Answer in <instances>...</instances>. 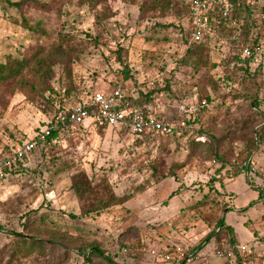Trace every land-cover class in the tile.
Wrapping results in <instances>:
<instances>
[{"label":"rangeland","instance_id":"obj_1","mask_svg":"<svg viewBox=\"0 0 264 264\" xmlns=\"http://www.w3.org/2000/svg\"><path fill=\"white\" fill-rule=\"evenodd\" d=\"M150 1L107 0L91 7L81 0H0L1 61L59 45L57 57L63 60L49 79L54 92L42 97L27 96L10 83L0 86V151L36 139L60 103L70 105L89 89L117 86L126 66L130 89L157 87L169 93L166 115L179 127V133L139 137L119 125L95 127L88 121L50 141H36L23 168L0 189V264H87L83 253L90 243L118 264H171L164 259L167 253L194 255L193 264H236L225 232L194 251L220 217L234 229L243 264H264V196L259 198L264 132L253 133L264 118V0H246L251 20L241 28L240 19L232 34L220 27L217 32V22L212 23L214 69L181 63L187 45L184 4L178 1L165 12L141 10ZM37 24L45 33L28 26ZM247 47L254 55L242 58ZM233 55L252 60L241 69L227 63ZM181 103L196 105L195 116L209 103V113L188 123V116L177 114ZM205 130L226 135L221 148L228 159L246 145L254 150L251 185L246 169H222L208 156L213 138ZM200 136L204 140L197 141ZM77 174L91 190L84 200L72 188ZM112 195L129 199L90 211ZM13 232L55 244L44 252L14 254ZM91 258V264H109L100 256Z\"/></svg>","mask_w":264,"mask_h":264},{"label":"trees","instance_id":"obj_2","mask_svg":"<svg viewBox=\"0 0 264 264\" xmlns=\"http://www.w3.org/2000/svg\"><path fill=\"white\" fill-rule=\"evenodd\" d=\"M81 1L83 3L88 4L91 7H95L98 4L103 3L104 1H107V0H81ZM178 1L184 4L186 8V17L188 19V25L187 27H185L187 45H186V50L181 58V63L183 64L194 63V66H196V69L200 67H208V68L214 69L215 67H217V63L216 62L213 63L210 61V53L215 48L214 36L217 34L219 27L221 28V30H223L224 28L229 29V32L232 34L235 29V27L233 26L240 19L243 20L241 28L247 27L252 17V9L250 5L246 3V0H215L213 4L214 9L211 11V15L216 19V22H217L216 27L218 28L217 30L216 29L215 30L217 32L214 31L211 34H207L204 40L195 42V41H192L190 38V34L193 28L192 21H191L190 0H151L147 5L141 6V10L159 9L162 12H165L167 9H169L170 6H174L175 3ZM224 2H228L231 5L228 17H222V14H221L222 13L221 7H222V3ZM11 4L13 6L20 5L19 2H13ZM104 14L105 16H107L106 13ZM24 21L27 24L26 20ZM28 26L32 30H37V31H41L42 33H45V30L43 27H41V25L37 24L35 26H30V25ZM235 39H237V37ZM64 40L67 41L68 45L70 44V41H69L70 37H67ZM59 47L62 48V45H59ZM59 47L54 46L49 51H39L35 53L32 57H28V58H18V57H13L11 55H8L4 61L0 60V86L4 84H8V83L13 84L18 90H20L27 96L34 94V95H38L42 97L47 91L54 92V90L49 85V79L52 76L53 67L57 63L63 62L62 58L57 57L59 50H60ZM82 48H84L83 45H82ZM250 60H252L251 57L248 59L242 60L238 58L237 56L233 55L232 57L228 58L227 63L228 64L231 63L235 65V62H236L239 68L245 69L244 63L248 64ZM245 71H247V69ZM129 78H131V75H130L128 67L126 66L125 71H123L121 76H119L121 83H119L117 86L127 87V84H128L127 79ZM160 93L161 91L157 87L142 88L140 86L137 89V96L134 97L130 95L129 98L131 99V101L141 104V103L152 101ZM207 102H211L209 97L207 99ZM256 104H257L256 102L251 103V108H254ZM65 105L66 104L60 103L57 107V111L61 109L62 107H64ZM208 107H209V103L200 105L199 113L197 114V116L192 115L189 118L188 123L198 122L200 118L199 117L200 114H204L205 112L207 113L209 111ZM167 112L168 111L166 109L165 113L167 114ZM177 114L179 115L178 111H177ZM262 115L264 117L263 113ZM192 117L194 118L192 119ZM260 121L262 122H258V124L260 125L261 128L258 130V126L255 125L253 127V133L259 132L260 134L261 132H264V118H262ZM243 124H246V122L244 121ZM98 126L104 127L108 125L98 124L95 127H98ZM209 127L213 129L214 124H210ZM205 131L209 132V134L213 138V142L206 146V150L208 151L207 152L208 156H213L214 160H216L217 162H220L221 164L220 167L222 169L225 167L232 168V169L235 167L238 168L237 165L240 166L245 162L247 164L246 166L247 172L245 173L247 176V182L251 185V181L249 179V171H251L252 169L251 159H252L254 150L249 149V147L246 145L244 146V149L241 150L234 159H228V157H226L225 155V152L221 148L222 143L225 141L226 135L216 136L213 133V131H210V130H205ZM157 134H160V133H148L142 136L149 137V136H153ZM171 134H174V133H171ZM59 135L60 134H58L57 132H52L50 135H48L45 138L46 142L50 141L51 139ZM248 143L249 142L247 140V144ZM11 150H14V149L10 148L5 152L11 151ZM5 152L0 151V155L4 154ZM238 159L240 160L239 162H238ZM22 163L18 166L15 172H19L20 169L23 168ZM237 174L239 175V173ZM72 188L76 196L78 197V199L84 200L90 197L91 190L89 188V184L84 181L81 174H77L74 176ZM259 191H260L259 198L262 199L264 196L263 190L260 189ZM128 199H129L128 196L117 197L115 195L110 196L109 199L107 200H104L101 198L98 201H96L97 203L95 206L90 208V211L98 212L103 207H109L112 204H123L127 202ZM221 232L226 233V236H228V241L230 242L231 248L236 251V264H243V261H241L239 257L240 255L237 253V250L235 249L236 238L234 236V229L232 226H228L225 224L224 217H220L218 219L216 223V229L211 231L209 234H207L204 237V239H202V241L194 248V251H199L203 246H205L210 241L211 237L214 234L221 233ZM11 234L15 236V241L12 242V245L10 247L11 252L14 254L17 253L23 256H27L31 252H34L35 250L44 252V249L48 244H55V243H52V241H50L51 239H44L42 237L26 235L22 232H13ZM83 254H84L83 257L86 260L87 264L92 263L91 257L93 255L100 256L105 261H107L109 264H118L110 255H107L102 250V248L96 243H90L89 246L86 247Z\"/></svg>","mask_w":264,"mask_h":264},{"label":"built area","instance_id":"obj_3","mask_svg":"<svg viewBox=\"0 0 264 264\" xmlns=\"http://www.w3.org/2000/svg\"><path fill=\"white\" fill-rule=\"evenodd\" d=\"M214 1L190 0L193 26L190 38L192 41H202L207 34L215 31V26L212 23H215L216 19L211 15V11L214 9ZM230 8V3H222V17L229 16ZM251 51V48H245L242 58L251 56ZM150 86H154V81L150 82ZM85 94V96L79 97L76 102L59 109L41 133L37 135L36 139L27 140L16 149L0 155V189L11 173L23 162L22 160L35 150L36 140H44L52 132L61 135L76 127L88 126L86 124L90 121L95 126L98 124L119 125L128 134L139 137L148 133L164 135L179 133L177 123L169 119L165 113L167 107L165 99L168 98V92L161 91L152 101L141 104L135 103L129 98L130 95L136 97L137 90L130 89L128 84L127 87L116 86L110 88L107 86L89 89ZM177 109L181 115L190 118L195 115L198 107L190 103H181ZM184 126V124H181V127ZM199 140H204V137H197V141ZM246 166L245 162L240 165L242 170L246 169ZM231 171L233 175L234 172ZM164 259L171 264H193L194 261L192 255L184 258L182 255L175 253L165 254Z\"/></svg>","mask_w":264,"mask_h":264}]
</instances>
